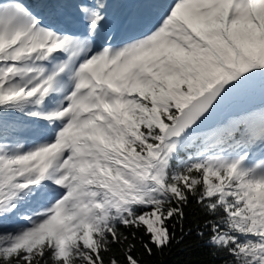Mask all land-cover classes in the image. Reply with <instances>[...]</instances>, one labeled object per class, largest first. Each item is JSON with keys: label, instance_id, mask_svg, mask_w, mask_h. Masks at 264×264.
Returning a JSON list of instances; mask_svg holds the SVG:
<instances>
[{"label": "snow or ice", "instance_id": "6c2138e0", "mask_svg": "<svg viewBox=\"0 0 264 264\" xmlns=\"http://www.w3.org/2000/svg\"><path fill=\"white\" fill-rule=\"evenodd\" d=\"M264 264V0H0V264Z\"/></svg>", "mask_w": 264, "mask_h": 264}, {"label": "trees", "instance_id": "16d2710c", "mask_svg": "<svg viewBox=\"0 0 264 264\" xmlns=\"http://www.w3.org/2000/svg\"><path fill=\"white\" fill-rule=\"evenodd\" d=\"M189 258L187 255L180 254L178 249H174L172 253L158 259H162L163 264H181L182 261Z\"/></svg>", "mask_w": 264, "mask_h": 264}]
</instances>
